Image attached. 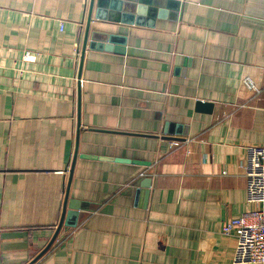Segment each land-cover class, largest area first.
Here are the masks:
<instances>
[{"label": "crops", "instance_id": "0c3cea01", "mask_svg": "<svg viewBox=\"0 0 264 264\" xmlns=\"http://www.w3.org/2000/svg\"><path fill=\"white\" fill-rule=\"evenodd\" d=\"M95 3L0 0V264H231L264 0Z\"/></svg>", "mask_w": 264, "mask_h": 264}, {"label": "built area", "instance_id": "2783aa9c", "mask_svg": "<svg viewBox=\"0 0 264 264\" xmlns=\"http://www.w3.org/2000/svg\"><path fill=\"white\" fill-rule=\"evenodd\" d=\"M245 200L256 208L230 219L224 233L236 238L231 264H264V146L244 147Z\"/></svg>", "mask_w": 264, "mask_h": 264}, {"label": "water", "instance_id": "95a60500", "mask_svg": "<svg viewBox=\"0 0 264 264\" xmlns=\"http://www.w3.org/2000/svg\"><path fill=\"white\" fill-rule=\"evenodd\" d=\"M110 2H112V0H90L89 13H88V17H87V20L85 23L83 39H82L81 56H83L87 44H88V47L91 49H93V48L94 49H102L103 48V45H102L103 43H100V42H102V40L105 41V39L107 38V36L105 34L101 35V33H100V35H99L98 32H91L89 35L90 21H91V9L95 3V6H96L95 18H101L102 9H105V8H108L109 6H111V4H109ZM197 105H199L201 107H206L207 109H210L211 103H207V102L203 103L201 101H197ZM74 159L75 158H73L72 163H71L70 179H71ZM69 185H70V180L68 181V187H69ZM68 187H67V190H68ZM66 194H67V192H66ZM60 225H61V223L59 224V226ZM59 229H60V227H57L55 234L50 239L48 244L28 264L35 263L37 261V259H39L47 251V249L50 247L51 243L53 242L56 234L58 233Z\"/></svg>", "mask_w": 264, "mask_h": 264}]
</instances>
